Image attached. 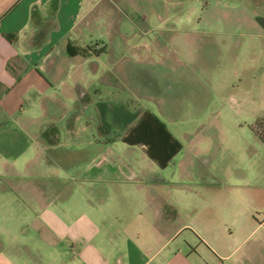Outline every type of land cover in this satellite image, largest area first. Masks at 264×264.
Returning a JSON list of instances; mask_svg holds the SVG:
<instances>
[{
  "label": "crops",
  "instance_id": "0c3cea01",
  "mask_svg": "<svg viewBox=\"0 0 264 264\" xmlns=\"http://www.w3.org/2000/svg\"><path fill=\"white\" fill-rule=\"evenodd\" d=\"M250 1L258 7L257 0ZM103 2L120 12V34H109L110 39L130 37L122 27L135 24L128 9L140 14L137 20L144 26L151 14L156 16L155 36L161 39L165 32L163 44L176 68L181 64L179 73L198 69L177 60L181 43L199 52L210 46L214 52V36L236 38L235 48L243 35L264 39V24L239 0L204 3L201 10L202 0H0V264H264L256 254L230 258L223 252L230 236L213 240L214 229L224 226L218 214L248 207L263 219L254 222L241 244L261 233L256 244L262 247L264 162L250 160L254 175L249 180L233 146L217 145L206 156L211 180L203 190L172 185L165 169L173 162L177 172L183 147L138 100L160 108L159 98L167 103L177 93L167 95L170 86L160 73L152 85L135 88L133 63L118 50L104 79L95 80L98 58L108 55L109 47L99 42L92 55L80 43L85 44L87 26L108 15L96 12ZM196 9L204 28H178ZM153 49L163 57L161 49ZM185 76L177 78L175 92ZM251 80L254 97L261 100L264 65L247 75L245 81ZM157 86L161 89H151ZM129 94L139 97L135 104L127 101ZM138 136L145 143L134 142ZM137 150V158L127 159L131 174L118 175L107 154L119 152L126 160L123 151ZM193 163L186 160L185 166ZM215 168H222L223 176ZM73 198L76 207L70 206Z\"/></svg>",
  "mask_w": 264,
  "mask_h": 264
},
{
  "label": "rangeland",
  "instance_id": "374dc122",
  "mask_svg": "<svg viewBox=\"0 0 264 264\" xmlns=\"http://www.w3.org/2000/svg\"><path fill=\"white\" fill-rule=\"evenodd\" d=\"M215 1L217 0H202L198 9L201 10L204 3L212 4ZM239 3L247 11L255 13L258 20L264 24V0H257V8L250 0H239ZM198 9L190 15L191 21L189 23L178 24L177 27H187L186 29L193 32L204 28L197 21L200 18ZM99 11L108 15L106 17L105 15L99 16L92 28H90V23L84 34L83 41L85 44L80 43L83 50L90 49L92 55H94L93 51L98 50L97 43L99 42L109 47L108 55H102L98 58L100 70L95 80L100 77L104 79L110 62H113V59L117 57L116 51L118 50L124 53V57L128 59L129 64L133 63L131 81L135 88L139 89L142 86L152 85L153 80L157 79L160 73L162 75L160 78L166 82L165 85L170 86V89H165L167 95L177 93V97L172 98L170 102H167L168 104L161 101V98H159L160 102L157 99L156 102L164 104L160 108L157 107L156 103H151V107H148L147 104H142V100H138L141 107L148 108L158 115L161 121L171 130L172 136L177 138V144L183 147V162L181 167L177 165V172L173 162H170V165L165 169L166 175H172L169 178L171 184L183 186L180 188L183 191L187 190V188H184L186 185L195 187V190H203L205 183L211 180L205 162L207 154L210 150H214L217 145L225 148L228 144L233 146L240 158H243V168L247 170L248 179L250 180L254 175V167L252 168L248 164L250 160L261 159V162H264V146L260 145V142L255 139L251 130L252 128L255 133L256 122L259 119H264V97L261 100L255 98L253 81L247 82L245 80L247 75L254 73L255 70L264 65V57L259 54L264 52V39L243 35L241 45L239 48H235L236 38L227 39L223 35L214 36L217 50L214 52L213 49L209 50L210 46L204 45L199 52L196 46L186 47L187 45L181 43L178 45L180 54L176 55L177 60L185 61L188 64H196L198 69L194 72L182 70L179 73L177 69H180L181 64L177 62L176 68L174 56H171V49L163 44L166 40L163 38L165 32L159 34L162 37L161 39H157L155 36L158 29L156 16L151 14L148 19L149 23L144 26L137 20L140 14L128 9V15L135 24H122V27L127 26L130 37L118 40L115 38L110 39L109 34L111 37L120 34V12L115 11V8H111L104 2L97 8L96 12ZM218 27V30L222 31V28ZM154 42H156V45ZM146 43L149 45L147 46ZM101 46L100 44L99 50L102 48ZM153 46L157 50L161 49L159 51L162 52L163 57L165 56V60L154 52ZM132 48H135V50ZM143 61H146V63ZM180 74H186V76L182 83L177 85V92H175L174 84ZM158 87L160 88V86H157L151 89L158 91ZM182 88L183 92L180 96L178 92ZM246 92L247 96L245 95ZM137 98L139 97L135 94H129L127 101L135 104ZM162 109L169 113L161 112ZM166 115H173L176 120L171 121ZM145 141L146 138L141 136L134 139V142L145 143ZM253 144L255 145L250 147ZM121 154L126 160L120 158L119 152L115 154L113 151L107 154V159L112 162L113 167L116 166L114 171L118 175L125 174L129 176L132 169H130L127 159L130 161V159L137 158L140 151L137 150L133 154L130 151H123ZM178 158L179 156H177ZM186 160H193V165L186 167ZM213 171L220 177L224 174L222 168H215ZM74 194L78 196V191H75ZM71 205L78 206L76 198L71 200ZM218 217L224 219V226L219 223L214 229L213 240L215 236L222 238L230 236L231 241L229 247L225 248L223 252L227 250V253L231 254L230 258H254L255 254L257 258H264V241L261 243L262 247H258L256 244V239L260 238L261 233L254 235L244 244H241L242 236L253 230L254 222L263 219V214H257L252 209L245 207L229 213L224 212L223 215L220 213ZM209 241L211 240L209 239Z\"/></svg>",
  "mask_w": 264,
  "mask_h": 264
},
{
  "label": "trees",
  "instance_id": "16d2710c",
  "mask_svg": "<svg viewBox=\"0 0 264 264\" xmlns=\"http://www.w3.org/2000/svg\"><path fill=\"white\" fill-rule=\"evenodd\" d=\"M68 53L69 55H73L75 53L74 49L70 45L68 46ZM254 130H255V135L264 146V119H259L256 122Z\"/></svg>",
  "mask_w": 264,
  "mask_h": 264
}]
</instances>
